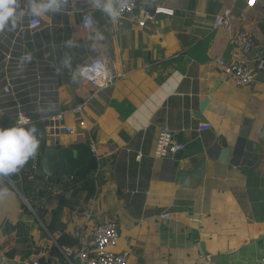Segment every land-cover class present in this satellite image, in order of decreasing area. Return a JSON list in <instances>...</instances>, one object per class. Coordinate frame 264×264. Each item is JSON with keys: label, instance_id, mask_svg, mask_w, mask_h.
I'll return each mask as SVG.
<instances>
[{"label": "crops", "instance_id": "0c3cea01", "mask_svg": "<svg viewBox=\"0 0 264 264\" xmlns=\"http://www.w3.org/2000/svg\"><path fill=\"white\" fill-rule=\"evenodd\" d=\"M135 1L131 16L113 21L91 0H70L63 12L0 32V127L26 121L55 148L93 140L103 185L88 210L72 215L66 233L73 238L91 243L98 226L115 222L117 251L130 252L129 264H264V72L236 87L216 64L231 33L215 28L230 12L234 31L254 39L251 62L264 53V1L252 9L248 0ZM157 8L175 15L148 20ZM32 19L42 27L29 28ZM27 54L32 59L21 63ZM91 60L116 63L114 86L98 89L76 74ZM78 107L82 117L73 114ZM163 132L185 146L182 155L155 157ZM11 192L18 199L4 200ZM22 197L0 175L1 216L10 222L11 211L20 213L18 222L0 225V264L38 258L7 257L25 238L48 245Z\"/></svg>", "mask_w": 264, "mask_h": 264}, {"label": "built area", "instance_id": "2783aa9c", "mask_svg": "<svg viewBox=\"0 0 264 264\" xmlns=\"http://www.w3.org/2000/svg\"><path fill=\"white\" fill-rule=\"evenodd\" d=\"M261 1L264 0H248L247 4L248 7L252 9L255 8ZM114 3L117 10L121 12L118 18L131 16L137 9V3L135 0H114ZM121 4L124 5L123 9L120 8ZM81 7L85 8L83 13V25L87 30H91L94 26V20L86 10L87 4L82 3ZM156 15L173 17L175 14L174 10L168 8H157L155 9L154 15H149L147 19L154 20ZM145 24L146 21L139 23L142 27H144ZM41 27L42 24L39 20L32 19L29 21V28L37 30ZM215 28L223 29L231 33L229 48L223 53L221 58L216 61L217 66L238 88L254 84L256 81L255 73L264 72V53L257 56L251 62L248 61L247 58L250 57L255 47L253 37L244 31H234L230 12L216 18ZM98 64L103 67V71L94 70L91 74L87 71L89 68L95 69ZM82 69L85 70L84 77L80 75L81 69L78 70L76 74L98 89H109L115 85L118 78L116 63L113 60L108 63L102 60H91L87 66ZM73 114L75 117H82V107L75 109ZM58 120L60 122L64 121V117L60 115ZM210 128V126L205 125L201 129L208 130ZM64 131L68 134H73L74 128L64 127ZM89 142L91 146V153L93 155L96 153V146L92 139H90ZM184 150L185 146L176 143L170 132H163L158 140L155 157L160 159L168 158L170 156L173 157ZM161 218L164 221H169L171 216L170 214L165 213L161 216ZM120 240V231L115 222H108L98 226L92 234L91 243L82 242V248L78 252L79 264H129L131 256L130 252L117 251ZM63 253L67 256L71 255L72 251L64 249ZM29 264H40L39 259L36 258Z\"/></svg>", "mask_w": 264, "mask_h": 264}, {"label": "trees", "instance_id": "16d2710c", "mask_svg": "<svg viewBox=\"0 0 264 264\" xmlns=\"http://www.w3.org/2000/svg\"><path fill=\"white\" fill-rule=\"evenodd\" d=\"M46 147V142H40L37 155L21 171L7 176L15 182L16 188L29 202L35 215L25 204L22 208L39 225L41 242L48 245L45 248L40 245L33 247L25 238L6 255L11 259L19 255L23 259H30L32 255H37L40 264H79L78 252L82 248V240L73 238L66 230L72 215L88 210L89 203L98 195L103 184L95 176L96 172L85 179L41 178L38 175V166ZM90 147L89 141L74 146L79 152V158L73 161L74 166L81 167L93 156ZM64 249L72 251V254L65 256Z\"/></svg>", "mask_w": 264, "mask_h": 264}, {"label": "clouds", "instance_id": "9594fccd", "mask_svg": "<svg viewBox=\"0 0 264 264\" xmlns=\"http://www.w3.org/2000/svg\"><path fill=\"white\" fill-rule=\"evenodd\" d=\"M95 8L102 9L115 21L121 12L117 10L114 0H91ZM70 0H0V32H14L22 27L26 18H39L48 14L63 12L67 9ZM23 5V6H22ZM121 4L120 8L123 9ZM91 38V37H90ZM98 39L103 36L97 33ZM72 44V41H68ZM31 54L20 57L23 61H30ZM64 66L70 67V61H64ZM94 70L103 71L101 65L89 68L91 74ZM61 69H57L59 74ZM85 70H80V75L84 77ZM73 81L76 76L73 75ZM39 111V109H37ZM26 121H18L10 127H0V175H8L18 172L30 159L34 158L40 148V138L37 135L36 126L25 127Z\"/></svg>", "mask_w": 264, "mask_h": 264}, {"label": "water", "instance_id": "95a60500", "mask_svg": "<svg viewBox=\"0 0 264 264\" xmlns=\"http://www.w3.org/2000/svg\"><path fill=\"white\" fill-rule=\"evenodd\" d=\"M218 88V85L214 89ZM214 90H212L213 92ZM208 101L202 104V109ZM203 111V110H202ZM197 118L201 123H206V120L198 113ZM182 155L183 152L178 153ZM79 158V152L71 147L55 148L47 146L39 160L38 175L41 178L55 179V180H71L74 177L81 179L88 178L98 169V159L93 156L89 158L81 167L73 165V161ZM23 196V195H22ZM25 204L33 212L29 202L22 197ZM35 215V213L33 212Z\"/></svg>", "mask_w": 264, "mask_h": 264}, {"label": "rangeland", "instance_id": "374dc122", "mask_svg": "<svg viewBox=\"0 0 264 264\" xmlns=\"http://www.w3.org/2000/svg\"><path fill=\"white\" fill-rule=\"evenodd\" d=\"M21 194V193H20ZM8 198H13L14 200H17V195H13V192L11 193H5V195L3 196V199L6 200ZM17 202V201H16ZM9 218L10 219V222H6L4 219L5 217L4 216H1V213H0V225H2L3 223L9 225L11 224L12 222H18L19 219H20V213H19V210L18 211H11L9 214Z\"/></svg>", "mask_w": 264, "mask_h": 264}, {"label": "flooded vegetation", "instance_id": "af4514ba", "mask_svg": "<svg viewBox=\"0 0 264 264\" xmlns=\"http://www.w3.org/2000/svg\"><path fill=\"white\" fill-rule=\"evenodd\" d=\"M26 205V204H25ZM27 206V205H26ZM28 207V206H27ZM30 210V209H29ZM31 211V210H30Z\"/></svg>", "mask_w": 264, "mask_h": 264}]
</instances>
